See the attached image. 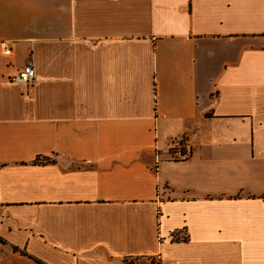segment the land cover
<instances>
[{"label":"crops","instance_id":"obj_1","mask_svg":"<svg viewBox=\"0 0 264 264\" xmlns=\"http://www.w3.org/2000/svg\"><path fill=\"white\" fill-rule=\"evenodd\" d=\"M154 257L264 264V0H0V264Z\"/></svg>","mask_w":264,"mask_h":264},{"label":"built area","instance_id":"obj_2","mask_svg":"<svg viewBox=\"0 0 264 264\" xmlns=\"http://www.w3.org/2000/svg\"><path fill=\"white\" fill-rule=\"evenodd\" d=\"M35 78L34 63L32 60H29L24 68L14 77L13 81L31 89L34 86ZM191 157V147L184 139L175 141L169 150V160L171 162H187ZM125 264H161V259L159 257L129 259Z\"/></svg>","mask_w":264,"mask_h":264}]
</instances>
